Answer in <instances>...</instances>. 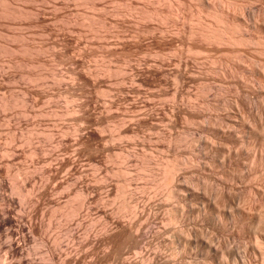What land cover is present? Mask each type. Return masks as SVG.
<instances>
[{
  "label": "rangeland",
  "instance_id": "374dc122",
  "mask_svg": "<svg viewBox=\"0 0 264 264\" xmlns=\"http://www.w3.org/2000/svg\"><path fill=\"white\" fill-rule=\"evenodd\" d=\"M0 246L264 264V0H0Z\"/></svg>",
  "mask_w": 264,
  "mask_h": 264
},
{
  "label": "bare ground",
  "instance_id": "6f19581e",
  "mask_svg": "<svg viewBox=\"0 0 264 264\" xmlns=\"http://www.w3.org/2000/svg\"><path fill=\"white\" fill-rule=\"evenodd\" d=\"M27 196H28V195H27ZM20 227H21V226H20ZM18 228H19V227H18ZM21 229H22V228H21ZM19 231H20V230H19ZM21 231H22V230H21ZM26 233H27V232H26ZM22 234H23V233H22ZM23 236H24V235H23ZM25 236H26V235H25ZM25 236H24V238H25ZM22 238H23V237H22ZM9 239H10V238H9ZM25 239H26V238H25ZM25 239H24V240H25ZM12 241H13V240H12ZM14 241H16V240H14ZM17 241H18V239H17ZM2 244H3V243H2ZM10 244H11V243H10ZM123 244H124V242H123ZM6 245H7V244H6ZM11 245H12V244H11ZM18 245H21L20 242H19ZM2 246H3V245H2ZM0 247H1V246H0ZM3 247H4V246H3ZM3 247H2V248H3ZM6 247H7V246H6ZM9 247H11V246H9ZM16 247H17V245H16ZM18 247H19V246H18ZM21 247H22V246H21ZM12 248H13V247H12ZM86 249H87V248H86ZM86 249H85V250H86ZM11 250H13V249H11ZM21 250H22V248H21ZM21 250H20V252H21ZM119 250H121V249H119ZM6 251L9 252V251H10V248L7 247ZM8 252H7V253H8ZM11 253H12V251H11ZM17 253H18V252H17ZM22 253H23V252H22ZM22 253H21V255L19 254V256H22ZM125 253H126V252H125ZM12 254H15V253L13 252ZM115 254H116V253H115ZM8 255H9V253H8ZM111 255H112V254H111ZM111 255H110V256H111ZM116 255H117V254H116ZM16 256H17V255H16ZM86 256H87V255H86ZM13 257H14V256H13ZM114 257H115V256H114ZM15 258H16V257H15ZM19 258H20V257H19ZM19 258H18V259H19ZM125 258H126V256H125ZM127 258H128V256H127ZM16 259H17V258H16ZM50 259H51V258H50ZM120 259H121V258H120ZM122 259H123V258H122ZM20 260H22V259L20 258L19 261H20ZM23 260H25V259L23 258ZM23 260H22V261H23ZM100 260H101V259H100ZM107 261H108V260H107ZM111 261H112V260H111ZM117 261H118V260H117ZM115 262H116V261H115ZM127 262H128V261H127ZM18 263H20V262H18ZM6 264H7V263H6ZM9 264H11V263L9 262ZM12 264H13V263H12ZM22 264H23V263H22ZM108 264H109V263H108Z\"/></svg>",
  "mask_w": 264,
  "mask_h": 264
}]
</instances>
